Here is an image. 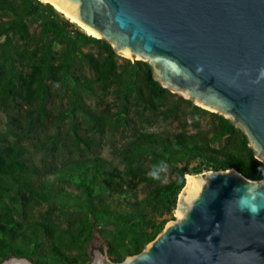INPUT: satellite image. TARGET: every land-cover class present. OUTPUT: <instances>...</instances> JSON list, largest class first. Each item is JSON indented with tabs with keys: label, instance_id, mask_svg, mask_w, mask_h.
Wrapping results in <instances>:
<instances>
[{
	"label": "trees",
	"instance_id": "obj_1",
	"mask_svg": "<svg viewBox=\"0 0 264 264\" xmlns=\"http://www.w3.org/2000/svg\"><path fill=\"white\" fill-rule=\"evenodd\" d=\"M2 116L0 263L91 264L95 232L123 261L175 219L188 174L264 180L241 127L40 0H0Z\"/></svg>",
	"mask_w": 264,
	"mask_h": 264
},
{
	"label": "water",
	"instance_id": "obj_2",
	"mask_svg": "<svg viewBox=\"0 0 264 264\" xmlns=\"http://www.w3.org/2000/svg\"><path fill=\"white\" fill-rule=\"evenodd\" d=\"M43 2L120 55L147 61L164 87L230 119L264 162V0ZM177 211L123 261L101 238L91 264H264V180L236 168L204 172L186 183ZM0 264L36 263L14 255Z\"/></svg>",
	"mask_w": 264,
	"mask_h": 264
},
{
	"label": "rangeland",
	"instance_id": "obj_3",
	"mask_svg": "<svg viewBox=\"0 0 264 264\" xmlns=\"http://www.w3.org/2000/svg\"><path fill=\"white\" fill-rule=\"evenodd\" d=\"M129 58L132 59V60L134 59V58H131V57H129ZM5 122H6V118H5V116H2L1 119H0V132L4 131L6 129ZM99 147L101 148V152H102L103 156H106V157H109V158L112 157V155H111L112 152H111V149L109 147V143H106L105 140H104V142ZM36 158L38 159V156ZM37 159H36V161H38ZM203 173H200V174H203ZM200 174H192V175L196 176V175H200ZM189 175H191V174H189ZM187 182H188V175H187ZM68 189L76 191V189L74 187H72V186H69ZM44 209H45V206H42L41 208L38 209L37 213H39L40 211H42ZM177 214H178V211L176 209L174 215L177 216ZM94 237L95 238L91 241L90 245L99 243V240H98L99 237H100L99 234L97 233L96 236H94ZM91 260H92V256H90V262H91Z\"/></svg>",
	"mask_w": 264,
	"mask_h": 264
},
{
	"label": "flooded vegetation",
	"instance_id": "obj_4",
	"mask_svg": "<svg viewBox=\"0 0 264 264\" xmlns=\"http://www.w3.org/2000/svg\"><path fill=\"white\" fill-rule=\"evenodd\" d=\"M96 234H97V232L94 233V236H96ZM94 236H93L92 240L95 238ZM99 236H100V235H99ZM101 238H102V237L100 236L99 239H98V240H99V243H97V244H91V245H90L91 242L89 243V245H88V246H89L88 250H89L90 253H92L96 248H100V247L102 246V242L100 241ZM92 240H91V241H92Z\"/></svg>",
	"mask_w": 264,
	"mask_h": 264
},
{
	"label": "bare ground",
	"instance_id": "obj_5",
	"mask_svg": "<svg viewBox=\"0 0 264 264\" xmlns=\"http://www.w3.org/2000/svg\"><path fill=\"white\" fill-rule=\"evenodd\" d=\"M43 1H47V0H43ZM74 19V18H73ZM75 20V19H74ZM83 29L85 31H87L88 33L90 34H93V35H98L96 32L92 31L91 29H89L88 27H86L85 25H82ZM193 177V175H189L188 174V181Z\"/></svg>",
	"mask_w": 264,
	"mask_h": 264
}]
</instances>
